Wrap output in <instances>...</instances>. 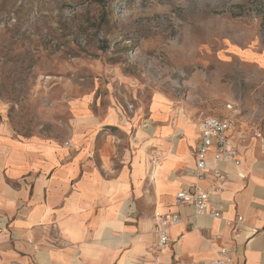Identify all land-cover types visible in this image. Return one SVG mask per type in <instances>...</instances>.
<instances>
[{
    "label": "rangeland",
    "instance_id": "1",
    "mask_svg": "<svg viewBox=\"0 0 264 264\" xmlns=\"http://www.w3.org/2000/svg\"><path fill=\"white\" fill-rule=\"evenodd\" d=\"M158 93L172 141L234 116L240 145L263 143L264 0H0V124L16 137L65 143L80 102L141 127ZM120 124L119 154L136 134Z\"/></svg>",
    "mask_w": 264,
    "mask_h": 264
},
{
    "label": "crops",
    "instance_id": "2",
    "mask_svg": "<svg viewBox=\"0 0 264 264\" xmlns=\"http://www.w3.org/2000/svg\"><path fill=\"white\" fill-rule=\"evenodd\" d=\"M81 103L72 107L65 143L19 138L0 124V264H211L220 246L230 249L226 264H264V140L242 146L232 136L241 165L210 158L197 178L198 128L189 132L185 124L183 137L172 141L181 128L172 125L166 96L154 95L147 113L135 111L141 127L116 109L96 116ZM121 122L136 134L135 148L119 154L108 129ZM192 186L210 194L220 218L176 204V194ZM158 211L181 218L163 250ZM238 217L243 223L234 232L226 222Z\"/></svg>",
    "mask_w": 264,
    "mask_h": 264
},
{
    "label": "built area",
    "instance_id": "3",
    "mask_svg": "<svg viewBox=\"0 0 264 264\" xmlns=\"http://www.w3.org/2000/svg\"><path fill=\"white\" fill-rule=\"evenodd\" d=\"M229 111H234L232 105L228 106ZM234 130V116L219 117L209 116L205 117L199 123L198 131L200 134L199 143L195 149L194 156L196 165L191 170L197 178H203L208 170L209 159L212 158L215 162L225 165L240 166V153L237 146L233 143L232 131ZM216 176L221 179L222 175L216 172ZM243 177V175H240ZM220 187L214 186V193H218ZM177 205H191L195 208V215H209L214 218H220L219 210L213 209L210 203V194L198 190L196 186L189 189L181 190L176 194ZM155 220L156 233L158 236L157 249L163 250L169 244L168 230L171 226L178 225L181 218L178 214H156ZM231 226L234 232L239 231L243 223V218L238 217L236 221L226 222ZM215 242L219 243L223 237L221 234L213 236ZM230 249L227 246H220V258L212 260L211 264H226L230 262L228 254Z\"/></svg>",
    "mask_w": 264,
    "mask_h": 264
},
{
    "label": "bare ground",
    "instance_id": "4",
    "mask_svg": "<svg viewBox=\"0 0 264 264\" xmlns=\"http://www.w3.org/2000/svg\"><path fill=\"white\" fill-rule=\"evenodd\" d=\"M198 127H199V125H198ZM157 213H158V214H162L161 211H158Z\"/></svg>",
    "mask_w": 264,
    "mask_h": 264
}]
</instances>
